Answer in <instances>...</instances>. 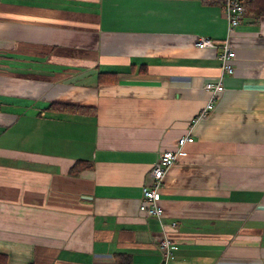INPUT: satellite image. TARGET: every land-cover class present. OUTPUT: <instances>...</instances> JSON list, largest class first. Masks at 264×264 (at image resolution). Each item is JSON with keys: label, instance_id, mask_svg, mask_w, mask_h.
<instances>
[{"label": "crops", "instance_id": "0c3cea01", "mask_svg": "<svg viewBox=\"0 0 264 264\" xmlns=\"http://www.w3.org/2000/svg\"><path fill=\"white\" fill-rule=\"evenodd\" d=\"M222 3L0 0V264H161L143 186L219 79L163 222L176 264H264V16L235 27L226 73L195 43L227 38Z\"/></svg>", "mask_w": 264, "mask_h": 264}, {"label": "built area", "instance_id": "2783aa9c", "mask_svg": "<svg viewBox=\"0 0 264 264\" xmlns=\"http://www.w3.org/2000/svg\"><path fill=\"white\" fill-rule=\"evenodd\" d=\"M222 4V9L228 24L227 38L219 43L207 36H201L197 37L195 43L198 47H213L216 49L217 57L221 60V66L224 72L233 73V60L236 52L231 43L230 35H232L235 27L242 22L247 12V5L245 0H223ZM204 88L211 93L209 99L190 119L187 133L181 135L177 140V148L167 149L159 154L158 159L150 169L149 182L143 186V200L140 202L139 208L146 215L158 217L162 224V229L156 237L163 253L161 264H176L175 243L169 234V230L165 228V223L162 221L164 218V210L159 203L161 187L164 184L168 170L178 160L179 153L184 145L194 141L193 129L195 124L215 108L219 96L225 90V84L220 79L208 80L204 83ZM172 224L175 225L176 221H173Z\"/></svg>", "mask_w": 264, "mask_h": 264}, {"label": "trees", "instance_id": "16d2710c", "mask_svg": "<svg viewBox=\"0 0 264 264\" xmlns=\"http://www.w3.org/2000/svg\"><path fill=\"white\" fill-rule=\"evenodd\" d=\"M207 1H209V2H217V1H220V3L223 2V0H207ZM245 3L248 6V9L252 11L253 15L255 16V19H258V18L264 16V0H245ZM49 107H50V109L57 110V111H68V110H73V111H75V110H81V111H83V109H85L84 105L60 104L58 102L51 103ZM80 164L81 163H79L78 165H76L75 166V169L76 168H79V165ZM159 203L162 206L160 200H159ZM139 205H140V203H139ZM162 208H163L164 214H165V209H164L163 206H162ZM139 210H140V208H139ZM162 221H163V219H162ZM2 256H4V255H2ZM123 256L124 257L122 258V262L120 264H125L123 262L125 261L126 255H123Z\"/></svg>", "mask_w": 264, "mask_h": 264}, {"label": "rangeland", "instance_id": "374dc122", "mask_svg": "<svg viewBox=\"0 0 264 264\" xmlns=\"http://www.w3.org/2000/svg\"><path fill=\"white\" fill-rule=\"evenodd\" d=\"M247 10H248V6H247ZM246 13H247V12H246ZM6 45H10V44H6ZM13 46H16V44H15V45L13 44ZM23 46H24V45H22V46H20V47H23Z\"/></svg>", "mask_w": 264, "mask_h": 264}]
</instances>
